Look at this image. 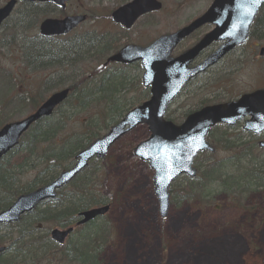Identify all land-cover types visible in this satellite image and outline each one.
Listing matches in <instances>:
<instances>
[{
  "label": "rangeland",
  "instance_id": "obj_1",
  "mask_svg": "<svg viewBox=\"0 0 264 264\" xmlns=\"http://www.w3.org/2000/svg\"><path fill=\"white\" fill-rule=\"evenodd\" d=\"M129 1L69 0L63 12L50 6L36 9L22 4L16 6L13 20L29 11L40 16L34 22V35H37V27L45 18L87 15V21L71 38L59 40L69 43L87 37L84 39L85 49L80 52V57L85 61L77 69L72 67L71 71L62 75L61 71L54 72L51 77H48L49 74H29L24 70L19 47L9 44L6 34H12L13 28H1L0 75L7 76L5 80L10 84L0 79V91L2 87L4 89L2 96L0 92V121L9 123L26 117L32 112L27 105L31 100L39 105L52 93L66 87V82L79 81L84 79L82 77H87V93L90 95L87 110L81 112L78 103L74 102L73 109L62 106L53 115L56 121H64V134L75 130L80 122L90 119L101 136L117 124L127 111L148 100V90L141 85L143 71L140 66L113 64L103 67L106 58L126 44L147 45L160 36L175 32L201 16L212 0H157L161 4L160 11L141 18L126 32L110 24L105 16ZM4 3L5 0H0V7ZM96 14H100L101 18L90 19ZM26 20L30 21L29 18ZM23 22L21 27L25 29V20ZM211 29L209 25L199 29L173 50L171 58L192 47ZM19 32L16 38L18 43L22 39ZM108 44L109 50L105 51ZM216 47L214 44L206 49L199 59L206 58ZM261 47H264V42L249 40L245 46L198 76L173 101L164 119L180 125L189 113L204 106L234 101L243 94L263 89L264 58L257 57ZM108 77L119 84L110 101L101 99L102 94L98 92L93 94L99 83L103 90H109L106 86ZM57 80L61 81L60 86L53 87ZM15 84L17 86L13 87ZM16 93H23L26 100L23 107L14 109ZM107 94L108 91L105 96ZM116 100L117 110L107 115L108 104ZM242 127L243 122L235 128L220 125L210 132L207 142L215 148V153L201 154L195 159L194 167L202 176L192 184L184 177L172 184L170 208L165 219L159 216L152 184L153 172L147 163L133 156L134 148L149 139L148 127L138 126L122 136L101 162L99 183L93 188L95 193L103 190L112 198L109 213L105 218L84 227L87 233L100 227H104L108 233L107 246L98 251L94 264H264V150L257 146L258 142L264 140V132L254 136L243 131ZM209 166L216 169V178L222 176L225 177L223 179L232 180L225 181L227 185L222 183L223 180L213 182L204 173ZM10 167L12 173H19L15 162ZM25 172L21 176L22 184L30 183L35 174ZM59 172L61 170L57 174ZM101 178L105 182L103 188L100 187ZM203 178L208 181L206 185ZM230 183L233 186H228ZM54 228L58 227L48 226L46 233L49 234ZM11 234L0 227V237H10ZM75 239L72 237V242ZM49 242H40L47 260L44 263L71 264L62 260L63 253L54 249ZM72 246L70 242L69 247ZM80 250L85 251L84 248Z\"/></svg>",
  "mask_w": 264,
  "mask_h": 264
},
{
  "label": "water",
  "instance_id": "obj_2",
  "mask_svg": "<svg viewBox=\"0 0 264 264\" xmlns=\"http://www.w3.org/2000/svg\"><path fill=\"white\" fill-rule=\"evenodd\" d=\"M25 3H49L63 9L66 0H19ZM16 1L0 8V26L11 14ZM264 0H213L207 11L189 25L175 33L163 35L151 45L140 48L126 46L109 57L106 63L128 65L139 61L143 69L141 83L149 89V100L129 111L124 118L113 125L101 138L94 140L74 158V165L61 172L51 183L30 193L19 196L6 210L0 212V225L18 223L21 217L32 212L40 203L55 198L56 192L72 181L85 169L89 161L104 159L110 148L124 135L138 126H147L150 137L137 145L133 156L153 174L154 195L159 205V214L165 219L170 207L169 188L179 177H196L193 161L203 152L214 149L205 141L210 129L217 125L234 127L245 118L243 130L255 136L264 131V89L240 96L236 101L207 106L188 115L184 122L175 126L165 121L164 116L173 99L192 79L217 64L229 52L243 45L248 37ZM161 5L156 0H133L114 10L110 19L115 25L129 30L136 20L148 13L157 12ZM85 21L84 16H69L63 19H46L38 27V34L44 38L69 34ZM205 25L213 29L203 36L191 49L176 58L170 55L177 45L193 32ZM212 44L218 48L193 68L189 65L201 52ZM264 58V48L258 51ZM69 90L63 89L50 95L32 114L24 119L6 124L0 129V160L12 151L28 129L36 122L52 115L57 106L67 99ZM264 149V141L258 143ZM108 207L81 212L75 226H81L97 217L104 216ZM72 228L52 230L50 239L63 245Z\"/></svg>",
  "mask_w": 264,
  "mask_h": 264
},
{
  "label": "trees",
  "instance_id": "obj_3",
  "mask_svg": "<svg viewBox=\"0 0 264 264\" xmlns=\"http://www.w3.org/2000/svg\"><path fill=\"white\" fill-rule=\"evenodd\" d=\"M23 5L34 9L47 6ZM14 14L15 10L2 27L6 28L9 26L13 28L12 34L7 32L6 35L10 40V45L19 47L24 61L22 63L25 65V72L33 75L49 74L48 77H51L54 72L61 71L62 75L67 71H71L72 67L77 69L80 63L85 61L80 57V52L85 49L86 40L84 39L86 38L69 43L59 42L60 39H41L33 34L36 26L34 22L40 17L37 13L29 11L23 14L22 17L18 16L16 20H13ZM26 18H29L30 21L26 20ZM24 20L26 23L25 29L21 27ZM16 21L19 22L17 23ZM18 31H20L19 36L22 37L20 43L16 39ZM250 38L256 42H264V9L252 26ZM108 47L109 44L106 46L105 51L109 50ZM6 77L5 75H0V79H3L4 83L9 85L10 81L5 80ZM82 78L84 79L79 81L72 80L71 83L66 82L65 86L70 89V94L68 99L54 111L53 115L59 112L62 106L73 109L74 102L78 103L81 112L87 110L90 95L87 93V77ZM60 84L61 81L57 80L52 86L58 87ZM15 86L17 85L15 84L13 87ZM106 86L109 88V90H106L108 91L106 96V91L102 89L100 83L93 94L98 92L97 94H102L101 99L110 101L119 84L108 77ZM7 90L8 87L5 89L6 93ZM0 92L2 96L4 93L3 87ZM14 99H16L14 109L24 106L26 99L23 97V93H16ZM116 103L117 100L108 104L107 115L111 111L117 110ZM27 105L34 111L40 104L38 105L37 101L31 100ZM53 115L34 124L23 135L19 145L0 162V211L7 209L19 195L31 192L51 182L57 176L58 170L62 171L69 168L75 155L93 140L100 137L95 128L96 125L92 124L94 122L90 119L80 122L75 130L64 134V121H61V119L56 121L53 119ZM5 123L0 121V128ZM106 126H104L105 129ZM12 162L16 163V169L19 173L11 172L10 164ZM97 163L99 162H91L66 188L58 192L54 201L44 203L41 208L38 207L29 215H25L17 225L1 227L9 230L12 234L10 237H0V246L5 247L4 252L0 254V264L47 263L46 256L43 254L45 250L42 248V244L40 245V242L42 240L49 242L48 234L46 233L48 226L68 227L79 212L90 207L111 204L112 198L106 195L103 190L96 193L93 190L94 185L99 183V171L102 172L101 162L99 166ZM25 171L35 174L30 183L22 184L21 176L26 173ZM215 172L216 169L209 166L208 171L204 173H207V176L212 178L213 182H221L223 180L222 183L227 185L225 181L230 180V178L223 179L225 177L222 176L216 178L217 173ZM199 176H202L200 172ZM100 182H102V178ZM102 183L100 184L101 188L104 187L105 182L103 181ZM206 183L208 181L204 179V185ZM72 237H76L74 242H72ZM72 237L69 238L63 248H58L49 242L54 249L63 253L64 259L62 258V260L71 264L96 263L98 251L102 247L107 246L108 243V233L104 227L97 228L92 233H87V228H80ZM70 242L73 244L71 248L69 247ZM80 248H84L85 251L83 252Z\"/></svg>",
  "mask_w": 264,
  "mask_h": 264
},
{
  "label": "flooded vegetation",
  "instance_id": "obj_4",
  "mask_svg": "<svg viewBox=\"0 0 264 264\" xmlns=\"http://www.w3.org/2000/svg\"><path fill=\"white\" fill-rule=\"evenodd\" d=\"M68 1V0H67ZM54 8H56V7H54ZM56 9H58V8H56ZM58 10H61V9H58ZM148 15H150V14H148ZM148 15H145V16H148ZM145 16H143V17H145ZM86 17H87V15H86ZM142 17V18H143ZM139 22V20L135 23V24H137ZM119 28V27H118ZM121 29V28H120ZM150 43H147V45H135V44H126V45H135V46H139V47H146V46H148ZM126 45H124V46H126ZM245 46V45H244ZM241 47H243V46H241ZM241 47H238V48H236L234 51H236V50H238V49H240ZM233 51V52H234ZM233 52H231V53H233ZM202 55V54H201ZM200 55V56H201ZM200 56L195 60V62L193 63V65L192 66H196V65H198L203 59H199L200 58ZM198 59L200 60V61H198ZM135 64H138V66H140V63H135Z\"/></svg>",
  "mask_w": 264,
  "mask_h": 264
}]
</instances>
